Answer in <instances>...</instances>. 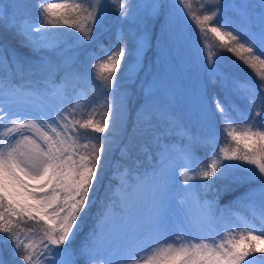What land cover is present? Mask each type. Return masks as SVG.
Segmentation results:
<instances>
[{"label": "snow or ice", "instance_id": "1", "mask_svg": "<svg viewBox=\"0 0 264 264\" xmlns=\"http://www.w3.org/2000/svg\"><path fill=\"white\" fill-rule=\"evenodd\" d=\"M161 17L153 71L150 22ZM0 28L39 54L9 59L0 46V264H264V0H199L196 10L187 0H0ZM177 45L201 74L184 100L195 123L176 109ZM224 52L254 79L235 77ZM117 148L115 183L75 249ZM244 183L257 187L233 203L247 214L201 196Z\"/></svg>", "mask_w": 264, "mask_h": 264}, {"label": "rangeland", "instance_id": "2", "mask_svg": "<svg viewBox=\"0 0 264 264\" xmlns=\"http://www.w3.org/2000/svg\"><path fill=\"white\" fill-rule=\"evenodd\" d=\"M25 3L26 0H20V3ZM187 2H189L187 0ZM199 0H193V5L194 7H198ZM163 24V18H159L155 21L150 22V29H149V39L151 42V47L146 53V59H145V66L147 67L149 64L153 65V71H155V60L156 57L154 53L157 51L158 47L163 43L164 37L161 33V25ZM189 34L192 37L193 41H195L196 38V32L194 31L193 28H189ZM231 54V53H229ZM6 57L10 59L11 53L9 52L8 56L4 54ZM173 55L175 57V62H174V67L176 65H179V67L170 73V80L172 84V88L174 93L178 96L180 103L176 105L177 111L180 113V115L184 118L186 123H195V113L193 111H189L187 108L184 106V100L186 97L191 93V91L196 87L197 82L199 80L200 76V70L195 62V60L189 55V53L186 50V47H182L180 45H177L176 48L173 51ZM232 55V54H231ZM223 61H226L225 65H227L228 69L231 70V72L235 73L237 77L245 78L247 77L248 80H253L254 79V74L251 72V70L245 68L244 69H239V70H233L231 67L232 65H235L236 58L234 56L232 57H225L223 55ZM123 73V70H122ZM124 75V73H123ZM140 78L145 77V71L142 70L139 73ZM151 77L149 76V79ZM137 84H139V80H137ZM131 91H132V99L129 102V109L131 114L134 116L136 108L139 107L140 102H141V96L139 94V89L135 85L130 86ZM238 98H234L236 100ZM235 102V101H234ZM242 107H244V102H242ZM130 122V128H131V118L129 120ZM31 134V133H27ZM147 147L149 148L150 151L155 152L156 149L152 146L151 143H147ZM139 145H137L134 148L133 153L136 154L139 152ZM120 154L119 149L117 148L116 154ZM207 157V153H206ZM141 160H145V157L143 155L140 156ZM118 159L115 157L109 161H106L104 165V171L102 175V179L100 181V184L98 186V191L96 192V201H101V199L104 196L105 193V188L108 184V181L111 180L112 172H113V164L117 161ZM109 177V179H108ZM112 183H115V181H111ZM244 193V192H243ZM242 194V193H241ZM241 194L237 195L236 197H239ZM214 194H207L205 195L203 192L201 193L202 198H207L211 199ZM97 197H99L97 199ZM219 203V202H218ZM220 207H225L226 205H223V203H219ZM234 212H240L236 207H232ZM94 220L92 223V227L94 225ZM85 223V222H84ZM92 228H88L83 230L79 234L81 237L78 243L75 245V249H79L80 246L86 241L87 236ZM80 231V229H79ZM77 231L76 235L79 233ZM174 237L170 236V239H173ZM0 249H3V245H0ZM3 258L5 261L9 259V254L7 250H3ZM82 264V262H81Z\"/></svg>", "mask_w": 264, "mask_h": 264}, {"label": "trees", "instance_id": "3", "mask_svg": "<svg viewBox=\"0 0 264 264\" xmlns=\"http://www.w3.org/2000/svg\"><path fill=\"white\" fill-rule=\"evenodd\" d=\"M188 1H189V3L192 4L193 10H196L198 8V7H194L193 0H188ZM5 2H7V0H5ZM27 2H28V0H26L25 3H27ZM22 4H24V2ZM34 14L35 13L33 11V15ZM116 15H117L116 13H113L112 17L114 18ZM111 23L113 25L112 28L110 29L109 32L105 33V35L103 37V43H104V46L106 48H111L115 44L116 25H115L114 20H112ZM0 46H2L3 49H4V53L3 54H6L7 56L9 54V52H10L11 54L15 53L19 58H26V59H29V60H36V59L39 58V54L38 53H34L31 49L22 46V44L20 42V38L15 35L14 31L5 30L3 28H0ZM94 50L98 51V48L94 49ZM223 55L225 57H232L233 56V55H231V54H229L227 52L222 53V57H223ZM92 63H95V61H90V65ZM222 63L224 64L225 67H228L227 65H225L226 61H223ZM231 68L233 70H239L240 68L244 69L243 65L238 60H236L235 65H232ZM232 74L235 77H237L235 73L232 72ZM121 76H123L122 72H121ZM199 78L201 79V74H200ZM238 78L243 79L241 77H238ZM244 80H248V78L245 77ZM209 91H210V94L213 91H218V86L209 84ZM216 126H217V129L219 130V123L218 122H217ZM128 131L129 132L131 131L130 122H129V125H128ZM132 151H134V149H132ZM116 152H117V149L115 151L111 152V153L106 154V161H109V160H111V159H113L115 157L118 160H120V158H121L120 154L119 153L116 154ZM206 153H207L206 150H200L199 155L201 156L202 159H205L206 158ZM238 175H245V174L244 173H238ZM108 179H109V177H108ZM110 181L111 180L108 181V184L110 183ZM221 187H222L221 183H217L216 189L220 190ZM254 187H257V185L255 183H244L242 185L234 186V190L229 192V193H225L223 191H217L215 193H208V194L217 195L219 203H223V205H226V206H230L231 205L232 207H236V209H238L243 214H247L246 210L244 208H242V207H240L238 205H235L233 202L236 201V199H237L236 196L237 195H239V194H241L243 192H246L249 188H254ZM98 198L99 197H97V199ZM99 207H100V202L96 201L92 205L88 215L82 220L81 227L79 228L80 231L78 229L77 231H79V233L77 235H75V237L73 238V247H75V245L78 243V241L81 238L79 236V234L81 232H83V230H85V229L92 228V223H93L95 214L98 211ZM249 219H251V216H249Z\"/></svg>", "mask_w": 264, "mask_h": 264}]
</instances>
